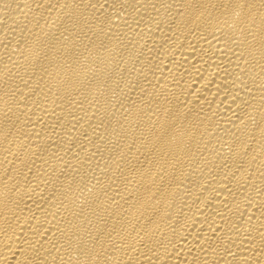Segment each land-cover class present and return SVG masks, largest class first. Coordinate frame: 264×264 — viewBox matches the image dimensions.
Listing matches in <instances>:
<instances>
[{"label": "bare ground", "instance_id": "obj_1", "mask_svg": "<svg viewBox=\"0 0 264 264\" xmlns=\"http://www.w3.org/2000/svg\"><path fill=\"white\" fill-rule=\"evenodd\" d=\"M0 264H264V0H0Z\"/></svg>", "mask_w": 264, "mask_h": 264}]
</instances>
